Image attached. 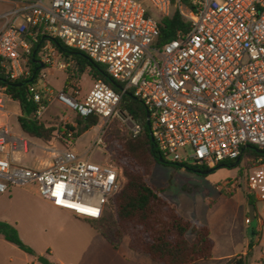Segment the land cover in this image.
Listing matches in <instances>:
<instances>
[{"label":"built area","instance_id":"2783aa9c","mask_svg":"<svg viewBox=\"0 0 264 264\" xmlns=\"http://www.w3.org/2000/svg\"><path fill=\"white\" fill-rule=\"evenodd\" d=\"M175 13L185 28L160 43V22ZM55 39L124 85L117 93L96 82L85 101L59 92L56 99L76 114L96 115L103 125L127 119L137 136L140 126L119 110L122 96L131 93L147 107L163 160L184 165L192 159L214 169L240 163L250 147L264 152V0H0V71L10 81L31 75L35 47L44 68L66 70L70 65L58 60ZM31 91L40 103L41 94ZM5 97L0 95V195L33 185L55 207L99 220L123 187L121 169L88 163L71 150L43 169L19 165L29 143L1 123L12 117ZM102 145L99 134L92 148ZM245 158L248 194L264 202V154Z\"/></svg>","mask_w":264,"mask_h":264},{"label":"rangeland","instance_id":"374dc122","mask_svg":"<svg viewBox=\"0 0 264 264\" xmlns=\"http://www.w3.org/2000/svg\"><path fill=\"white\" fill-rule=\"evenodd\" d=\"M37 59H41V51ZM58 60L70 66L64 71L57 67L42 68L35 85L39 91L45 92L48 88L54 93L45 92L48 105L37 118L48 127L56 128L51 142L45 143L24 134L18 124L20 115H17V105L5 97L7 111L16 110L18 113L2 118L1 123L9 124L14 134L29 143L28 152L20 155L21 164L43 169L56 161L57 154L73 148V152L88 163L116 165L113 161L114 149L109 142L116 135L130 134L131 122L120 117L106 125L99 121L84 137L78 140H70L69 136L66 138V125H72L77 114L61 104L56 99L57 94L65 91L78 101H85L96 82L89 72L77 77L75 61L60 52ZM99 134L103 136L104 145L92 148ZM246 155L247 152L237 166L233 167L236 162L230 166L232 161H226L210 169L212 172L207 175L194 172L196 166L192 159L181 165L173 163L171 158H165L164 163L155 165L151 182L176 206L182 217L211 228L216 251H256L251 258L255 261L264 251V224L260 223V219L264 221V202L254 194H248ZM247 195H251L255 201L259 215L255 219H252ZM247 218L251 225L246 223ZM0 222L12 225L23 243L35 253L29 255L0 236V264H42L40 258H44L48 264H120L124 256L154 264L147 256L130 250L128 237L123 239L117 250L119 252H116L92 227L91 220L52 207L33 185L11 187L7 194L0 195ZM260 229L262 231L255 235L254 232ZM200 264L216 263L205 261Z\"/></svg>","mask_w":264,"mask_h":264},{"label":"trees","instance_id":"16d2710c","mask_svg":"<svg viewBox=\"0 0 264 264\" xmlns=\"http://www.w3.org/2000/svg\"><path fill=\"white\" fill-rule=\"evenodd\" d=\"M181 28H185V24L179 14L164 18L160 22L159 42L166 43L174 39ZM42 40L43 35L39 37V42ZM44 43L45 40L42 46ZM53 46L66 58L75 61L77 77L89 72L95 82L101 81L117 93L124 89V85L114 80L103 65L95 63L85 54L66 47L58 39L54 40ZM38 53L35 47L28 61L31 75L27 79L10 81L6 72L0 71V95L18 102L21 109L18 124L24 134L49 143L55 137L56 128L48 127L37 119L39 110L48 105L46 93L36 89L42 101L36 103L32 100L31 88H35L42 70L36 63ZM119 109L140 126L141 132L137 136L132 133L116 135L109 142L114 149L113 161L122 169L125 182L121 191L110 199L102 217L92 220V227L116 251L123 239L128 237L130 250L147 256L155 264H199L210 261L215 247L210 227L182 217L176 206L151 182L153 169L156 164H160V156L148 128L147 107L143 101L128 93L122 96ZM99 121L96 115L82 117L77 114L74 123L66 125V138L69 134L70 140L84 137ZM246 152L248 155H257L253 147ZM234 163L232 161L229 165L233 166ZM193 170L201 173L210 169L196 166ZM247 200L249 205L255 206L251 195H247ZM0 236L23 252L35 255L9 223L0 222ZM243 259V256H238L231 264H244Z\"/></svg>","mask_w":264,"mask_h":264},{"label":"crops","instance_id":"0c3cea01","mask_svg":"<svg viewBox=\"0 0 264 264\" xmlns=\"http://www.w3.org/2000/svg\"><path fill=\"white\" fill-rule=\"evenodd\" d=\"M40 61V60H39ZM39 61H36L37 64L40 65L41 69L44 68L42 66L41 63H39ZM10 99V98H8ZM11 100V99H10ZM14 104L17 105V108L19 110V114H17L18 112H16V110L13 111H8L9 113H13V114H17L18 116L21 115V109H20V106L18 104V102H15L13 100H11ZM71 151H74V149H70ZM18 164L19 165H22V166H26L28 167L27 165H23L21 164V160H22V157H18ZM47 201V200H46ZM49 202V201H47ZM49 204L56 208V209H59V210H62V211H65V212H68V213H71L73 216L75 217H78L76 216L73 212H70V211H67V210H63V209H60V208H57L55 207L51 202H49ZM256 217H259L258 213H257V208L256 206H254V215L252 216V219H255ZM79 218H82V217H79ZM83 219H86V218H83ZM89 220V219H88ZM92 221V220H91ZM260 223L261 224H264V221L260 219ZM250 225L252 224L251 222L249 223ZM211 229V228H210ZM262 230H256V232H254V234L256 235L257 233H260ZM212 233V231H211ZM213 238V236H212ZM116 252H119V251H116ZM256 251H216V244H215V247H214V251H213V256H212V259L210 261H213L215 262L216 264H231V262L233 261V259H235L236 257L238 256H243L244 257V264H264V251H261V256L259 258V260H251L253 254L255 253ZM258 252V251H257ZM135 253V252H134ZM137 254V253H136ZM141 255V254H140ZM145 256V255H144ZM251 256V257H250ZM202 262H205V261H202ZM154 263V262H153ZM201 263V262H200ZM199 263V264H200ZM120 264H150V263H145V262H141L139 260H136L134 257H122L121 261H120ZM155 264V263H154Z\"/></svg>","mask_w":264,"mask_h":264},{"label":"water","instance_id":"95a60500","mask_svg":"<svg viewBox=\"0 0 264 264\" xmlns=\"http://www.w3.org/2000/svg\"><path fill=\"white\" fill-rule=\"evenodd\" d=\"M120 90L122 91V89H120ZM147 124H148V128H149V131H150L151 139L153 141L152 134H151V121H150L149 112L147 113ZM255 151L257 153H259V154H264V152H262V151H259V150H255ZM159 163H164V161H163V159L161 157H159ZM238 164H239V160L236 161V163L234 164L233 167L237 166ZM211 172H212L211 170H208V171H205V172H201L200 174L207 175V174H210ZM250 213H251V216L254 215V206L253 205L250 206ZM39 262L42 263V264H48V262L44 258H40Z\"/></svg>","mask_w":264,"mask_h":264}]
</instances>
